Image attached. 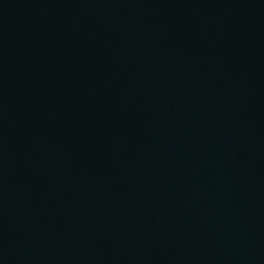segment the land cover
<instances>
[{
    "label": "water",
    "instance_id": "water-1",
    "mask_svg": "<svg viewBox=\"0 0 264 264\" xmlns=\"http://www.w3.org/2000/svg\"><path fill=\"white\" fill-rule=\"evenodd\" d=\"M0 264H264V0H0Z\"/></svg>",
    "mask_w": 264,
    "mask_h": 264
}]
</instances>
